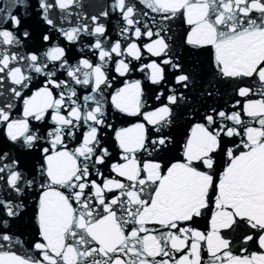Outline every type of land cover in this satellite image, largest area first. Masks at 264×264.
<instances>
[{"label":"snow or ice","instance_id":"6c2138e0","mask_svg":"<svg viewBox=\"0 0 264 264\" xmlns=\"http://www.w3.org/2000/svg\"><path fill=\"white\" fill-rule=\"evenodd\" d=\"M0 140V264H264V0H0Z\"/></svg>","mask_w":264,"mask_h":264},{"label":"water","instance_id":"95a60500","mask_svg":"<svg viewBox=\"0 0 264 264\" xmlns=\"http://www.w3.org/2000/svg\"><path fill=\"white\" fill-rule=\"evenodd\" d=\"M32 2L34 4L35 0H32ZM86 2L90 5L98 6L102 3H107V0H86ZM90 10L95 11V10H98V8L93 7ZM17 11H19V9ZM27 23H28V26L30 27V29L34 30L37 34H39L41 31H43V24L34 12L32 13V15L29 16ZM116 23H117V21L115 20V18L110 22V31L114 28ZM176 31L178 34H180L182 32V28H177ZM61 43H63V41H61ZM69 54L70 55H77L78 53H76L75 49H73L70 51ZM185 61L190 66L198 64L202 70L206 71L207 65L209 62V56H208V53L204 52V51H186L185 52ZM145 62H147V61H145ZM113 74H115V73H113ZM142 78H143L142 74L139 72H134L131 74L130 77H128V79H142ZM122 86H123L122 78L117 77L116 82H115L113 87L118 88V87H122ZM218 88H220L221 92H224V90L227 89L228 86L227 85H218ZM109 91H111V90H109ZM227 94H230V90L228 93H226V95ZM218 99H219V97H218ZM111 116H112V120L114 123V127H116V128L130 126V123L135 121V118L123 117L120 114L116 113L115 111L111 112ZM188 127H189V124L182 120L180 122L179 127L174 129L173 134H174L175 139L177 141V146L173 150V152L169 154L170 159L175 160V159L180 158L179 145L182 144L183 139L187 133ZM112 137H113L112 132H109L107 137H105L106 143L110 147L114 145V141H113ZM0 143H6V141L0 140ZM39 157H40V153L37 151V152H34L32 154L27 155L25 157V159H26L27 163L31 166L32 164L37 163L39 161ZM34 212H35V204H34V202H30L27 209H26V212H25L24 221L19 226V231L24 233L23 238H25L26 240H31L33 238V234L35 232V227L31 222L32 217L34 215ZM199 226L201 227V229H205L207 227V219L202 218L199 222Z\"/></svg>","mask_w":264,"mask_h":264}]
</instances>
